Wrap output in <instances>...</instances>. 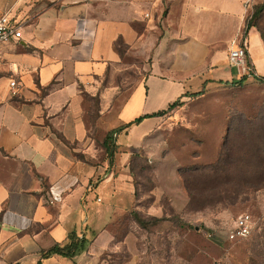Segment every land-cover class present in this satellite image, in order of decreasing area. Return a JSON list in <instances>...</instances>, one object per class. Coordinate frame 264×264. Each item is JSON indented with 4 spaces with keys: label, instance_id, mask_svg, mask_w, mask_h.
Returning a JSON list of instances; mask_svg holds the SVG:
<instances>
[{
    "label": "crops",
    "instance_id": "1",
    "mask_svg": "<svg viewBox=\"0 0 264 264\" xmlns=\"http://www.w3.org/2000/svg\"><path fill=\"white\" fill-rule=\"evenodd\" d=\"M261 2L0 0V15L21 24L0 43V264H107L118 243L131 250L142 228L130 212L164 215L163 192L146 211L135 204L131 169L171 115L154 113L239 80L233 41L245 38L257 70L264 39L243 31ZM70 233L88 240L82 251L42 256Z\"/></svg>",
    "mask_w": 264,
    "mask_h": 264
},
{
    "label": "rangeland",
    "instance_id": "2",
    "mask_svg": "<svg viewBox=\"0 0 264 264\" xmlns=\"http://www.w3.org/2000/svg\"><path fill=\"white\" fill-rule=\"evenodd\" d=\"M262 3L252 6L247 20L264 39V7L253 15L255 6ZM247 64L251 69L242 83L238 79L224 85L207 82L205 91L171 110L150 136L146 149L137 154L132 165L135 204L146 211L154 192H163L160 204L165 221L155 223L139 215L148 221L147 227L134 231L128 242L130 251L126 244L118 243L105 256L107 264H264V182L256 181L259 188H243L226 197L203 194L202 206L192 210L184 207L178 212L171 204L174 200L179 209L188 200L179 170L214 162L228 122L264 118V79L260 76L264 75V62L257 59L255 71L248 60ZM234 132L231 129V157L248 153L247 144L251 146L254 140H244L241 132L237 136ZM233 168L240 171L239 166ZM243 213L251 217L250 235L228 240L232 220Z\"/></svg>",
    "mask_w": 264,
    "mask_h": 264
},
{
    "label": "trees",
    "instance_id": "3",
    "mask_svg": "<svg viewBox=\"0 0 264 264\" xmlns=\"http://www.w3.org/2000/svg\"><path fill=\"white\" fill-rule=\"evenodd\" d=\"M255 7L253 15L257 13L260 8L264 7V3L256 5ZM251 27H253V24H250L246 18L245 29L243 31L244 36ZM120 45L121 41H117L116 46L118 47ZM247 67L249 70L251 69L248 64ZM246 78L247 74L240 75L238 83H242ZM261 78L264 79V77ZM200 93L201 92L192 93L189 97L197 96ZM180 103L181 101L175 100L170 103L166 109L154 114H166L177 107ZM146 116L149 117L153 115ZM141 118L143 117L135 119L134 123L138 122ZM262 121H264V118L256 120V118L244 117L237 119L235 123L228 122L226 133L218 151L217 159L214 162L203 166H189L179 170V175L188 197L185 208L192 210L202 206L200 198H202L203 194L224 195V197H226L229 196L230 193L237 194L238 191L240 192L243 188L248 190L259 188L256 186V181L264 182V122ZM231 129L236 130V132H234V134H236L235 136L241 132L244 135V140H249L250 138L254 140L251 146L250 144H247V147L250 148L248 153L242 152L238 156L231 157V151L233 150V147L229 145V141L232 139L231 137L233 135L230 133ZM256 129H260V132H255ZM112 144L111 134L107 133L104 136L103 141V147L107 155H109ZM136 156L137 154L131 159V169L134 159L138 158ZM234 165L239 166V172L235 171L233 168ZM236 185L241 186V188L238 189ZM130 213L133 214V218L140 228H146L149 220L155 221V223L165 221L164 216L160 219L152 218L144 215L143 212L137 209H133ZM141 214L143 215L142 218H146L148 221L139 218V215ZM250 233L247 236H249ZM87 241L88 240L84 236L80 238L75 233H70L68 234L65 243L53 245L50 249L44 251L42 256L47 257L52 254H60L68 258H73L78 252L85 248Z\"/></svg>",
    "mask_w": 264,
    "mask_h": 264
},
{
    "label": "built area",
    "instance_id": "4",
    "mask_svg": "<svg viewBox=\"0 0 264 264\" xmlns=\"http://www.w3.org/2000/svg\"><path fill=\"white\" fill-rule=\"evenodd\" d=\"M148 16V13L145 14ZM21 24L18 21H11L7 14L0 15V43L7 42L10 39H17L21 35ZM246 49L247 42L245 38L239 41H233L232 47L228 50V62L231 66L235 67L238 74H248L246 64ZM10 87H15V81L11 80ZM99 200V199H98ZM252 221L247 213L238 215L232 220V225L229 228L227 239L234 240L246 237L251 230Z\"/></svg>",
    "mask_w": 264,
    "mask_h": 264
}]
</instances>
